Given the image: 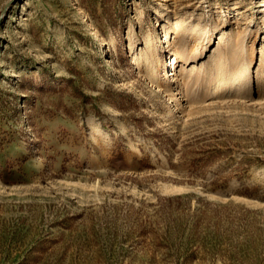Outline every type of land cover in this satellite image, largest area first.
Listing matches in <instances>:
<instances>
[{"label":"rangeland","instance_id":"rangeland-1","mask_svg":"<svg viewBox=\"0 0 264 264\" xmlns=\"http://www.w3.org/2000/svg\"><path fill=\"white\" fill-rule=\"evenodd\" d=\"M0 264H264V0H0Z\"/></svg>","mask_w":264,"mask_h":264},{"label":"bare ground","instance_id":"bare-ground-1","mask_svg":"<svg viewBox=\"0 0 264 264\" xmlns=\"http://www.w3.org/2000/svg\"><path fill=\"white\" fill-rule=\"evenodd\" d=\"M190 38L192 37H185L184 35V37L182 38L183 40L178 42L179 50L177 53H174L172 55L170 62V64L174 68L177 67L178 60L187 63L192 58V54L189 53ZM167 42H169V39H167ZM226 48L229 51L227 54L224 55L220 54L218 58L215 57L216 59L213 62H215L216 66L212 68L213 72L210 71L208 72L209 74L205 76L202 74V72L204 71L202 70L203 68L194 71L197 68L195 67V64H191L192 68H190V70L188 69L189 71L184 75H182L181 82H177L175 84L176 85L175 89H177L181 97L184 98V102L187 104V107L191 108L204 104L206 101H208L210 98L213 97L212 96L213 91H215L216 89H220L218 94H216L215 96L218 98L230 97V96H236V97L244 96L246 92V88L248 87L249 84L247 78L248 75L251 73V62L247 60L244 61L241 59V57L239 58L238 55L232 49V46L226 45ZM102 49L104 50L105 48ZM202 51L203 49L198 50L199 53ZM175 75H176V71L174 72V76ZM149 81L151 82L152 78H149ZM211 85H213V91L211 90L208 91V88H211L210 87ZM235 85L236 87L233 92L230 89L232 86ZM228 89L230 91L226 92ZM175 101H176L175 102L176 105L181 103L178 97L175 99Z\"/></svg>","mask_w":264,"mask_h":264}]
</instances>
